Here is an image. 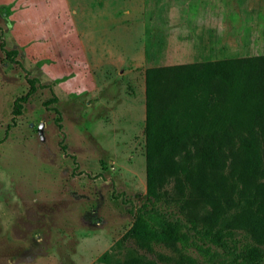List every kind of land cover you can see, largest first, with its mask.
Masks as SVG:
<instances>
[{"label": "rangeland", "instance_id": "1", "mask_svg": "<svg viewBox=\"0 0 264 264\" xmlns=\"http://www.w3.org/2000/svg\"><path fill=\"white\" fill-rule=\"evenodd\" d=\"M0 43L17 51L0 49V264L158 260L125 234L146 191L145 71L264 54V0H0ZM212 194L231 221L237 191Z\"/></svg>", "mask_w": 264, "mask_h": 264}, {"label": "trees", "instance_id": "2", "mask_svg": "<svg viewBox=\"0 0 264 264\" xmlns=\"http://www.w3.org/2000/svg\"><path fill=\"white\" fill-rule=\"evenodd\" d=\"M27 82L15 115L37 90V79ZM144 84L146 191L125 234L158 260L131 250L122 259L105 251L98 261L264 264V54L148 67ZM56 101L52 92L43 104L61 128ZM217 183L242 199L229 222L212 194Z\"/></svg>", "mask_w": 264, "mask_h": 264}]
</instances>
